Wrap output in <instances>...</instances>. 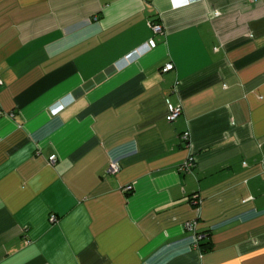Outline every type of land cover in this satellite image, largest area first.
<instances>
[{
  "label": "crops",
  "instance_id": "1",
  "mask_svg": "<svg viewBox=\"0 0 264 264\" xmlns=\"http://www.w3.org/2000/svg\"><path fill=\"white\" fill-rule=\"evenodd\" d=\"M0 80V264H264V0H0Z\"/></svg>",
  "mask_w": 264,
  "mask_h": 264
},
{
  "label": "built area",
  "instance_id": "2",
  "mask_svg": "<svg viewBox=\"0 0 264 264\" xmlns=\"http://www.w3.org/2000/svg\"><path fill=\"white\" fill-rule=\"evenodd\" d=\"M188 1H192V0H185V2H188ZM152 27H153V29L156 32L162 30V25L158 24V23H152ZM154 47H156V41H155V39H151L146 45H144V46L140 47L139 49H137L136 52L139 54V53H142L143 51H146L148 49H152ZM173 68H174V64L170 63V64H167L163 68V71H169V70H171ZM1 84H2V81L0 80V85ZM168 108H169V113L167 115V119L169 121H174L182 113V108L180 106H175L173 104H170ZM189 136H190L189 132H185L182 135V137L184 139H186V140H189ZM55 157H56L55 155L52 156L51 160L53 161L55 159ZM194 164H195V157L194 156H190V157H188V159H186L183 162V164L181 165V169L182 170H190L193 167ZM111 170L114 171V172L120 170L119 163H113L112 166H111ZM128 188L130 189L131 187H128ZM196 198H193L194 199V203L198 202V200ZM56 219H57L56 216L53 215L52 216V221H56ZM196 225H197V221L196 220H190V221L186 222L185 227H186V229H188L190 231H193L195 233V246L198 247L199 246V242L202 239V234L197 232Z\"/></svg>",
  "mask_w": 264,
  "mask_h": 264
}]
</instances>
